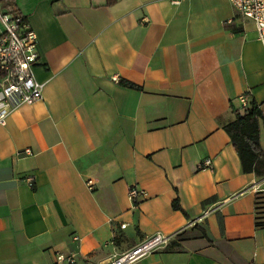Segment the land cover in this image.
I'll return each instance as SVG.
<instances>
[{"label":"crops","instance_id":"1","mask_svg":"<svg viewBox=\"0 0 264 264\" xmlns=\"http://www.w3.org/2000/svg\"><path fill=\"white\" fill-rule=\"evenodd\" d=\"M0 8L35 32L33 73L44 84L41 100L0 125V264H64L58 254L105 264L177 232L187 237L135 264H264L254 224L264 175L241 171L223 129L244 94L260 108L264 150V42L252 20L229 0ZM131 186L145 192L136 205Z\"/></svg>","mask_w":264,"mask_h":264},{"label":"built area","instance_id":"2","mask_svg":"<svg viewBox=\"0 0 264 264\" xmlns=\"http://www.w3.org/2000/svg\"><path fill=\"white\" fill-rule=\"evenodd\" d=\"M178 4L182 0H168ZM237 13L252 20L259 40L264 42V0H229ZM0 21L3 29L0 32V125H4L10 113L22 105L32 104L42 99L44 84L38 82L33 73V66L38 58L37 36L23 16L13 10L2 11ZM118 82V78H112ZM242 107L247 106L245 95L239 96ZM30 153L29 150H26ZM210 160L206 159L201 167H209ZM32 178H26L31 186ZM89 190L94 187L93 180L85 183ZM264 190V189H261ZM128 195L135 205L143 198L145 192L131 186ZM172 235L155 233L147 236L128 250L114 254L105 264H135L147 254L166 247ZM74 239H78L74 237ZM58 263L76 264L75 255L58 254Z\"/></svg>","mask_w":264,"mask_h":264},{"label":"trees","instance_id":"3","mask_svg":"<svg viewBox=\"0 0 264 264\" xmlns=\"http://www.w3.org/2000/svg\"><path fill=\"white\" fill-rule=\"evenodd\" d=\"M26 19V17L23 16ZM125 85L133 87L132 84L124 82ZM234 119L223 126L229 136L240 161L241 171L244 173H254L257 176L264 175V150L258 142L259 120L262 114L259 106L255 102L249 105L236 108L231 106ZM255 227L264 229V190L255 193ZM172 208L181 210L177 199L172 202ZM178 239H184L186 233L181 232L176 235Z\"/></svg>","mask_w":264,"mask_h":264},{"label":"rangeland","instance_id":"4","mask_svg":"<svg viewBox=\"0 0 264 264\" xmlns=\"http://www.w3.org/2000/svg\"><path fill=\"white\" fill-rule=\"evenodd\" d=\"M2 29H3V25H2V23L0 21V30H2Z\"/></svg>","mask_w":264,"mask_h":264}]
</instances>
